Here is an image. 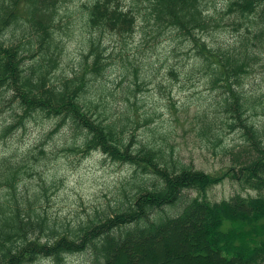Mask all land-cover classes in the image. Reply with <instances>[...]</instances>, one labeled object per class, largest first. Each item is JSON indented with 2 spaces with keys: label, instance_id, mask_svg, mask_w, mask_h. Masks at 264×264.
Masks as SVG:
<instances>
[{
  "label": "trees",
  "instance_id": "obj_1",
  "mask_svg": "<svg viewBox=\"0 0 264 264\" xmlns=\"http://www.w3.org/2000/svg\"><path fill=\"white\" fill-rule=\"evenodd\" d=\"M63 1L0 0V115L9 113L0 123V140L40 116L55 121L49 135L73 131L74 142L65 141L61 150L82 158L97 151L133 172L120 183L114 204L70 225L42 203L55 186L39 172L47 154L43 143L21 154L0 151V264H30L40 257L65 264L67 255L83 251L93 256L91 264H264V120H253L258 100L244 89L264 51V0L228 1L225 14L235 15L232 25L238 30L244 24L246 33L225 45L208 41L223 25L209 0H94L85 6L87 23L100 36L87 39L80 70L58 76ZM141 26L156 40L176 36L195 51L186 75L201 74L216 92L194 116L201 139L219 145L225 131L241 134V144L222 148L229 164L216 172L185 162L156 138L138 140L136 100L126 96L115 112L87 97L89 83L110 64L101 36L126 40ZM132 67V84L140 89L138 68ZM171 74L177 76L174 68ZM132 84L125 88L130 93ZM36 175L34 187L25 182ZM227 179L256 194L239 191L210 200L208 190Z\"/></svg>",
  "mask_w": 264,
  "mask_h": 264
},
{
  "label": "rangeland",
  "instance_id": "obj_2",
  "mask_svg": "<svg viewBox=\"0 0 264 264\" xmlns=\"http://www.w3.org/2000/svg\"><path fill=\"white\" fill-rule=\"evenodd\" d=\"M228 1L209 0V6L216 8L218 16L223 18V25L207 36L208 41L215 45L232 43L246 33L244 24L238 30L232 25L235 15L225 14ZM93 2L94 0H64L62 3L60 14L63 17L56 30L62 46L55 71L58 76L71 75L80 70L85 61L84 53L88 51L87 39L90 36H100L92 33L87 23L85 6ZM145 32L147 33L141 26L126 40L109 33L101 36L110 64L103 77L89 83L87 97L113 107L115 112L125 106L126 96L131 101L136 100L137 118L140 119V125L135 130L138 140L150 141L156 138L155 142L163 144L168 150L173 146L175 154L185 162H191L196 168L207 172H216L229 164L222 148L241 144V134L225 131L219 145L201 139L194 116L198 109H202L216 97V92L207 88L206 79L201 74L196 73L191 78L186 75L195 61V51L189 50L188 44L176 36L166 35L161 40H156ZM261 58L244 80L245 91L258 100L254 108L256 114L253 115V120L257 123L264 120V51ZM132 66L138 68L137 81L140 89L132 84L135 81ZM172 68L176 70L177 76L171 74ZM129 84H132V93L125 89ZM8 115V112L0 115V123L6 121ZM177 117L180 121L176 122ZM54 124L55 121L51 119L40 116L32 118L25 129L19 128L10 137L0 140V151L16 150L21 154L43 143L41 147L47 154L41 155L39 149H35L37 156H46L39 172L47 180L55 181V186L49 190L47 199L42 198V203L51 216L62 223L76 225L86 220L96 209L114 204L120 183L130 178L133 168L128 164L113 162L97 151L82 158L76 152L61 150L65 141L74 142L73 131L65 128L49 135ZM160 135H166L168 141L160 139ZM38 178L37 175L26 177L25 182L34 187ZM23 189L21 186V190ZM239 191L243 194H256L255 190H241L235 181L227 179L210 188L207 196L212 201H220L229 199ZM186 193L197 195L194 190H187ZM192 239L195 240V237ZM136 247L138 244L132 248V254ZM92 261L93 256L89 251L65 257V264H91ZM30 264L57 263L51 257H40Z\"/></svg>",
  "mask_w": 264,
  "mask_h": 264
}]
</instances>
